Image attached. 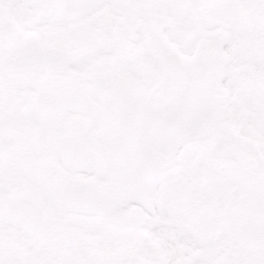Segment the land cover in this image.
Here are the masks:
<instances>
[{"label":"snow or ice","instance_id":"1","mask_svg":"<svg viewBox=\"0 0 264 264\" xmlns=\"http://www.w3.org/2000/svg\"><path fill=\"white\" fill-rule=\"evenodd\" d=\"M0 264H264V0H0Z\"/></svg>","mask_w":264,"mask_h":264}]
</instances>
